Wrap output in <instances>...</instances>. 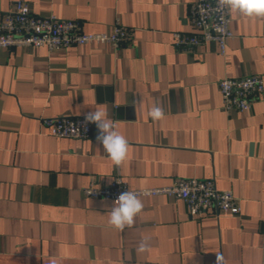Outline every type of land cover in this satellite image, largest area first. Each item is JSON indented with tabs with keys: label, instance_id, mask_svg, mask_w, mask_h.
<instances>
[{
	"label": "crops",
	"instance_id": "0c3cea01",
	"mask_svg": "<svg viewBox=\"0 0 264 264\" xmlns=\"http://www.w3.org/2000/svg\"><path fill=\"white\" fill-rule=\"evenodd\" d=\"M16 0H0V19ZM36 15L76 19L86 32L117 19L132 38L0 47V264H264V94L247 111L224 108L219 82L264 79V17L231 13L225 55L208 41L174 45L193 30L196 0H24ZM155 104L164 119L148 115ZM102 107L129 144L121 165L133 188L176 178H211L241 201L236 215L191 216L184 201L139 197L144 208L123 231L109 225L110 199L82 189L110 181L116 166L97 141L48 134L43 117L85 116ZM147 238L148 251L137 252Z\"/></svg>",
	"mask_w": 264,
	"mask_h": 264
},
{
	"label": "built area",
	"instance_id": "2783aa9c",
	"mask_svg": "<svg viewBox=\"0 0 264 264\" xmlns=\"http://www.w3.org/2000/svg\"><path fill=\"white\" fill-rule=\"evenodd\" d=\"M193 30L173 32L174 45L181 50L194 49L208 41L218 43L225 55L229 40L234 37L231 15L219 8L217 0H196L190 8ZM132 38V29L117 19L111 31L86 32L76 19H64L55 14L46 16L32 12L29 3L16 0L0 19V47H46L49 51L62 50L73 45L96 43L120 47ZM219 88L224 108L228 111H247L255 100L264 94V79L249 74L242 77H225ZM48 134L57 137L88 139L93 133V124L85 116L56 115L42 118ZM107 154V153H106ZM108 156V155H107ZM87 197L110 199L115 202L125 191L135 192L139 197L165 195L181 199L188 213L200 217L209 213L236 215L241 212V201L231 189H221L211 178H176L172 183L159 187L133 188L125 181L121 165L108 182L92 179L83 187Z\"/></svg>",
	"mask_w": 264,
	"mask_h": 264
},
{
	"label": "clouds",
	"instance_id": "9594fccd",
	"mask_svg": "<svg viewBox=\"0 0 264 264\" xmlns=\"http://www.w3.org/2000/svg\"><path fill=\"white\" fill-rule=\"evenodd\" d=\"M219 8L226 9L228 13H237L245 17H264V0H217ZM148 115L155 121L164 119L165 112L162 106L155 104ZM85 121L95 124L99 134L97 141L103 146L113 164L117 167L126 160L129 144L124 135L116 128V122L109 118L107 110L97 107L85 115ZM144 208V204L137 194L132 191L121 193L109 211L108 223L114 229L123 231L134 225L137 216ZM147 238L142 239L137 246L138 253L148 251ZM50 264H56L52 259ZM216 264H224V257L216 255Z\"/></svg>",
	"mask_w": 264,
	"mask_h": 264
}]
</instances>
